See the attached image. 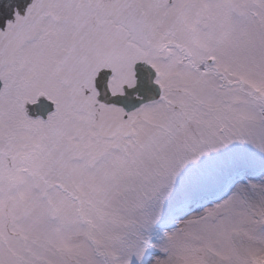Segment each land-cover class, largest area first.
Masks as SVG:
<instances>
[{
	"label": "snow or ice",
	"instance_id": "6c2138e0",
	"mask_svg": "<svg viewBox=\"0 0 264 264\" xmlns=\"http://www.w3.org/2000/svg\"><path fill=\"white\" fill-rule=\"evenodd\" d=\"M0 264H264V0H0Z\"/></svg>",
	"mask_w": 264,
	"mask_h": 264
}]
</instances>
